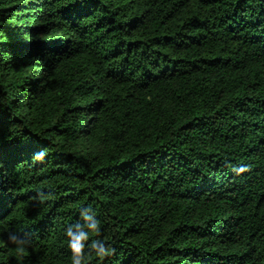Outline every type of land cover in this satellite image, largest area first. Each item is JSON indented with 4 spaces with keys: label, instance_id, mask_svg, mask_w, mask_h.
Returning a JSON list of instances; mask_svg holds the SVG:
<instances>
[{
    "label": "trees",
    "instance_id": "1",
    "mask_svg": "<svg viewBox=\"0 0 264 264\" xmlns=\"http://www.w3.org/2000/svg\"><path fill=\"white\" fill-rule=\"evenodd\" d=\"M87 206L85 264H264V0H0V264Z\"/></svg>",
    "mask_w": 264,
    "mask_h": 264
},
{
    "label": "clouds",
    "instance_id": "2",
    "mask_svg": "<svg viewBox=\"0 0 264 264\" xmlns=\"http://www.w3.org/2000/svg\"><path fill=\"white\" fill-rule=\"evenodd\" d=\"M45 156L44 150L35 154L36 160H43ZM243 171V168L239 169ZM83 222L77 221L75 224L69 225L65 229L67 238V248L70 250L71 264H85L89 255L95 254L103 259L106 255L113 251L110 245L106 246L103 240L90 239L93 233L100 232V220L96 218V212L91 206L84 207L80 212ZM8 240L15 244L18 250L22 251L28 241L18 238V236L10 232Z\"/></svg>",
    "mask_w": 264,
    "mask_h": 264
}]
</instances>
